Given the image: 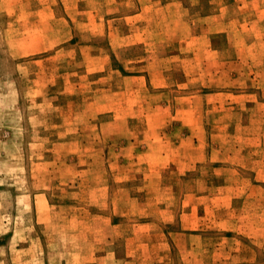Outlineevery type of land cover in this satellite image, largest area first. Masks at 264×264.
I'll use <instances>...</instances> for the list:
<instances>
[{
  "label": "rangeland",
  "instance_id": "rangeland-1",
  "mask_svg": "<svg viewBox=\"0 0 264 264\" xmlns=\"http://www.w3.org/2000/svg\"><path fill=\"white\" fill-rule=\"evenodd\" d=\"M0 264H264V0H0Z\"/></svg>",
  "mask_w": 264,
  "mask_h": 264
}]
</instances>
